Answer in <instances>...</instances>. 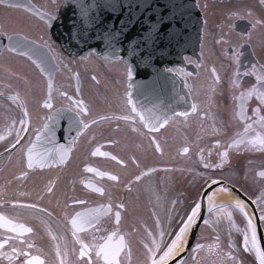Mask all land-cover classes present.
Segmentation results:
<instances>
[{"label":"flooded vegetation","instance_id":"flooded-vegetation-1","mask_svg":"<svg viewBox=\"0 0 264 264\" xmlns=\"http://www.w3.org/2000/svg\"><path fill=\"white\" fill-rule=\"evenodd\" d=\"M65 1L0 0V264H110L105 244L126 264L166 212L162 255L215 182L242 194L248 215L208 213L180 264H252L264 255V0H195L199 50L169 68L184 109L157 126L130 106L120 59L62 50L51 22ZM59 111L80 123L69 156L33 165L27 150Z\"/></svg>","mask_w":264,"mask_h":264},{"label":"water","instance_id":"water-1","mask_svg":"<svg viewBox=\"0 0 264 264\" xmlns=\"http://www.w3.org/2000/svg\"><path fill=\"white\" fill-rule=\"evenodd\" d=\"M202 24L195 0H66L57 19L51 22V29L62 50L72 57L94 52L101 57L118 58L130 66V106L145 123L156 126L184 109L179 80L167 69L179 65L185 54L197 53ZM79 127L78 121L59 111L28 148L29 162L40 167L65 162ZM216 184L243 198L233 187ZM211 193L208 187L203 194L185 253L168 264L180 263L186 256L206 217ZM254 215L264 250V234L258 215Z\"/></svg>","mask_w":264,"mask_h":264},{"label":"snow or ice","instance_id":"snow-or-ice-1","mask_svg":"<svg viewBox=\"0 0 264 264\" xmlns=\"http://www.w3.org/2000/svg\"><path fill=\"white\" fill-rule=\"evenodd\" d=\"M237 58H238V56H237ZM128 75L129 76L132 75V71H131V67L130 66H128ZM258 79L259 80H264V75H260L258 77ZM248 95L250 97L251 93H249ZM258 95L260 97V100L262 102H264V92L258 93ZM22 123H23V121H22ZM2 138L3 137H0V139H2ZM260 143H261V145H264V139H261ZM261 175L264 176V172H262ZM235 206L237 208H239L242 212H244L246 216L248 215V213L245 211V206H244V202L243 201L237 200L235 202ZM211 207L213 209H215L216 206L215 205H211ZM198 208H200L199 204H197L196 207L193 208L192 215L188 217V222L189 223L192 222L195 219L196 209H198ZM261 212L264 213V207H261ZM261 218L264 219V217H261ZM76 223H77V221L74 219L73 220V224H76ZM187 227H188V223H185L184 227L180 228L179 233L176 235L175 239L172 241V244L168 246V250L164 254L165 257L169 256L174 251L178 252L183 247L181 242L183 241L184 233H185ZM247 227H248V229L251 230V237H252V241L254 243L255 242V237H256V225L252 222L251 216L248 217ZM24 230L29 231V232L32 231L31 228H25ZM73 234L75 235V233H73ZM245 239H246V245L245 246H247V236H246ZM80 243H81V245H83V247H81V249H80V255L84 256V255L87 254L86 250L90 251V249H89L88 244H86L83 240H80ZM196 247L199 248L200 245H197ZM99 250H100V252H102L104 254V259L108 260L110 262V264H111V261L116 259V256L118 255V251H119L118 249H110L107 244L100 245L99 246ZM58 251H59V249H58ZM150 252L152 253L151 264H158L157 260L155 259V251L150 249ZM0 255H3V253L0 252ZM89 258H91V257H89ZM10 259H11V257H10ZM116 264H119L118 260H116ZM261 264H264V255L261 256Z\"/></svg>","mask_w":264,"mask_h":264},{"label":"rangeland","instance_id":"rangeland-1","mask_svg":"<svg viewBox=\"0 0 264 264\" xmlns=\"http://www.w3.org/2000/svg\"><path fill=\"white\" fill-rule=\"evenodd\" d=\"M222 213L224 216L229 213L228 211H220L216 212V214ZM232 211L230 210V214ZM167 218L168 215L166 212L163 213V215L155 214L154 218L148 222L153 224V227L151 228L152 231L150 233H146V241L145 242H139L135 243L134 249L132 248V251H136L135 255H131V262H128L126 264H151L152 255H150V249H154L158 245V240H161V236H168L170 235V230L172 228L171 223L167 224ZM239 219V217H238ZM154 220V221H153ZM206 231V228L203 230V232ZM246 233V230H244ZM172 236V235H171ZM252 249L256 250V245L252 241ZM167 248V247H166ZM162 255H155V259L159 260V258ZM251 263L252 264H261V259L259 255H249ZM125 259H127L125 257ZM191 261V257H189L184 264H188Z\"/></svg>","mask_w":264,"mask_h":264},{"label":"bare ground","instance_id":"bare-ground-1","mask_svg":"<svg viewBox=\"0 0 264 264\" xmlns=\"http://www.w3.org/2000/svg\"><path fill=\"white\" fill-rule=\"evenodd\" d=\"M208 187H211L212 190V194L209 197V201H208V207L205 209V212L208 213H216V212H220V211H228L230 210V205L235 206V202L237 200H240L239 197H237V195H235V193H233L232 191L222 187V186H217L216 182L210 184ZM201 205V204H200ZM211 205H215V209H213L211 207ZM236 207V206H235ZM199 211L200 208L196 209V217H198L199 215ZM195 219L192 222H188V227L184 233V237H183V241L181 242L183 247L178 251H174L172 254H170L169 256L165 257L164 254L165 252H167L168 248L163 252L162 256L159 258V260H157L158 264H168L171 261H173L174 259L180 257L181 255H183V253L185 252V246L187 243V239L189 236V233L191 231L193 222H195ZM179 233V232H178ZM258 236L256 234L255 237V245L259 246V242L257 240ZM175 239V238H174ZM172 244V243H171ZM170 244V245H171ZM257 246V247H258ZM260 259L262 255H259Z\"/></svg>","mask_w":264,"mask_h":264}]
</instances>
